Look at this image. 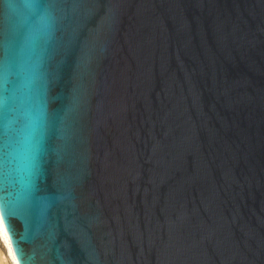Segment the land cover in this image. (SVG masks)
<instances>
[{"label":"water","instance_id":"95a60500","mask_svg":"<svg viewBox=\"0 0 264 264\" xmlns=\"http://www.w3.org/2000/svg\"><path fill=\"white\" fill-rule=\"evenodd\" d=\"M0 217L18 264H264V0H0Z\"/></svg>","mask_w":264,"mask_h":264},{"label":"bare ground","instance_id":"6f19581e","mask_svg":"<svg viewBox=\"0 0 264 264\" xmlns=\"http://www.w3.org/2000/svg\"><path fill=\"white\" fill-rule=\"evenodd\" d=\"M0 241L6 247V250H7L8 254H9V257H10V259L12 261V264H18L17 260L15 258L12 246H11V242H10L8 233H7V231H6L5 227H4V224H3L2 220H1V217H0Z\"/></svg>","mask_w":264,"mask_h":264},{"label":"rangeland","instance_id":"374dc122","mask_svg":"<svg viewBox=\"0 0 264 264\" xmlns=\"http://www.w3.org/2000/svg\"><path fill=\"white\" fill-rule=\"evenodd\" d=\"M0 264H12L4 244L0 241Z\"/></svg>","mask_w":264,"mask_h":264}]
</instances>
